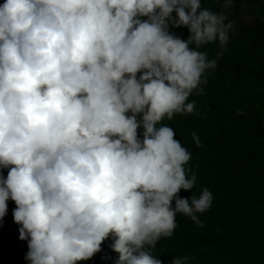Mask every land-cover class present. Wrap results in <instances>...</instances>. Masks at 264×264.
I'll list each match as a JSON object with an SVG mask.
<instances>
[{"label":"clouds","instance_id":"clouds-1","mask_svg":"<svg viewBox=\"0 0 264 264\" xmlns=\"http://www.w3.org/2000/svg\"><path fill=\"white\" fill-rule=\"evenodd\" d=\"M234 32L201 0L0 3V224L11 199L29 264H79L110 236L117 264H164L177 213L203 227L213 194L192 192L191 153L162 121L199 115L189 97ZM217 42V59L200 51Z\"/></svg>","mask_w":264,"mask_h":264},{"label":"trees","instance_id":"trees-1","mask_svg":"<svg viewBox=\"0 0 264 264\" xmlns=\"http://www.w3.org/2000/svg\"><path fill=\"white\" fill-rule=\"evenodd\" d=\"M201 5L226 15L235 32L223 51L218 42L200 49L209 59L222 55L206 73L203 94L189 97L199 115L176 114L162 123L191 153L185 168L189 177H197L192 192L198 196L206 187L213 202L199 214L203 227L177 213L173 236L161 238L153 254L164 264L174 256L191 257L188 264H264V0H233L227 8L224 0H201ZM170 32L189 35L186 26ZM193 132L202 147L193 142ZM179 195L188 197L191 190ZM7 204L0 224V264H29L28 243L19 239L20 225L13 219L17 206L11 199ZM112 243L110 236L100 252L79 264H117Z\"/></svg>","mask_w":264,"mask_h":264},{"label":"rangeland","instance_id":"rangeland-1","mask_svg":"<svg viewBox=\"0 0 264 264\" xmlns=\"http://www.w3.org/2000/svg\"><path fill=\"white\" fill-rule=\"evenodd\" d=\"M230 12V11H229ZM239 16H240V14H239Z\"/></svg>","mask_w":264,"mask_h":264}]
</instances>
